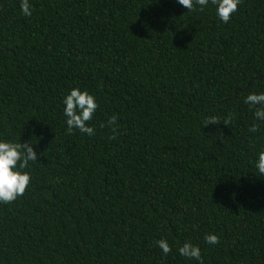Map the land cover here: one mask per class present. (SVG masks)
Segmentation results:
<instances>
[{
  "label": "trees",
  "instance_id": "trees-1",
  "mask_svg": "<svg viewBox=\"0 0 264 264\" xmlns=\"http://www.w3.org/2000/svg\"><path fill=\"white\" fill-rule=\"evenodd\" d=\"M29 3L30 17L0 0V140L38 158L26 193L0 203V264H200L185 242L203 264H264V121L245 103L264 92V0L227 23L211 3ZM72 88L98 104L94 135L67 133Z\"/></svg>",
  "mask_w": 264,
  "mask_h": 264
},
{
  "label": "clouds",
  "instance_id": "clouds-1",
  "mask_svg": "<svg viewBox=\"0 0 264 264\" xmlns=\"http://www.w3.org/2000/svg\"><path fill=\"white\" fill-rule=\"evenodd\" d=\"M177 2L189 12L196 11L197 6L200 11H203L211 3L216 8L218 18L222 22L227 23L238 10L241 0H177ZM20 8L23 15L28 17L32 15L29 0H21ZM245 103L253 106L254 116L257 120L264 121V92L259 94L250 93L245 98ZM63 104L65 105L63 112L66 117L68 134H73L75 130L89 136L95 134L94 128L87 123L92 120L98 107L93 95L87 91H81L79 88H72L69 94L63 98ZM232 118L233 114L231 113L223 119L217 116H210L204 121V126L208 124L218 125L221 121L225 125H230ZM116 121L117 117L111 116L105 123L101 124V127L111 129L113 135L109 137L110 139H115L118 133ZM249 130L251 132L258 131V125L253 124ZM37 160V153L32 147V143H13L0 140V203L11 204L26 193L31 182V175L24 170L29 167L30 161L35 162ZM255 167L259 175L264 176V150L258 153ZM204 239L208 244L219 243V237L215 234H206ZM156 244L165 255L172 251L170 245L164 239L156 241ZM178 251L181 256L198 260L200 264H203L200 248L191 242H185L179 247Z\"/></svg>",
  "mask_w": 264,
  "mask_h": 264
}]
</instances>
